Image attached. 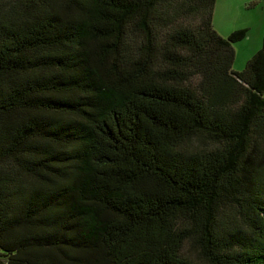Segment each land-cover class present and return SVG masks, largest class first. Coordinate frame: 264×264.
Wrapping results in <instances>:
<instances>
[{
	"label": "trees",
	"instance_id": "16d2710c",
	"mask_svg": "<svg viewBox=\"0 0 264 264\" xmlns=\"http://www.w3.org/2000/svg\"><path fill=\"white\" fill-rule=\"evenodd\" d=\"M216 0H0V264H264V31L234 71Z\"/></svg>",
	"mask_w": 264,
	"mask_h": 264
},
{
	"label": "rangeland",
	"instance_id": "374dc122",
	"mask_svg": "<svg viewBox=\"0 0 264 264\" xmlns=\"http://www.w3.org/2000/svg\"><path fill=\"white\" fill-rule=\"evenodd\" d=\"M213 27L227 37L231 32L247 29V36L233 44L234 71H241L249 57L261 46L264 29V0H217ZM264 96V94H263Z\"/></svg>",
	"mask_w": 264,
	"mask_h": 264
},
{
	"label": "crops",
	"instance_id": "0c3cea01",
	"mask_svg": "<svg viewBox=\"0 0 264 264\" xmlns=\"http://www.w3.org/2000/svg\"><path fill=\"white\" fill-rule=\"evenodd\" d=\"M217 0H216V3H215V7H214V12H213V16H215V13H216V9H217ZM215 28V30H217V28L216 27H214ZM218 31V30H217ZM263 31H264V29H263ZM262 43V42H261Z\"/></svg>",
	"mask_w": 264,
	"mask_h": 264
}]
</instances>
